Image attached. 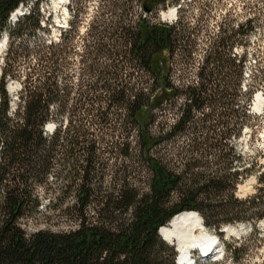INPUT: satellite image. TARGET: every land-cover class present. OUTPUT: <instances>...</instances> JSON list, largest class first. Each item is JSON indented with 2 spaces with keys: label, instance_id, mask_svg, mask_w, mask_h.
Masks as SVG:
<instances>
[{
  "label": "trees",
  "instance_id": "1",
  "mask_svg": "<svg viewBox=\"0 0 264 264\" xmlns=\"http://www.w3.org/2000/svg\"><path fill=\"white\" fill-rule=\"evenodd\" d=\"M134 1L152 15L169 2L104 0L102 11L92 14L85 26L78 102L71 109L66 107L65 80L73 21L58 42L30 44L27 37L43 19L42 0H0V37L3 31L8 35L0 75V264H175V248L158 230L175 216L193 211L206 230L216 233L223 249L219 261L196 264H228V257L229 264H244L241 257L249 245L264 244L259 227L264 218V169L255 193L238 199L236 186L253 167L239 172L240 156L233 147L224 148L251 118L252 88L247 89L239 117L234 109L243 57L236 58L232 38L237 31L249 33L253 19L236 30L224 28L207 47L195 81L176 85L174 62H189L195 49L190 36L196 30L179 18L165 22L132 16ZM22 3L29 12L10 25V14ZM31 56L35 64L23 75L17 106L11 110L7 79L17 77L15 64L22 61L26 66ZM138 68L147 73L145 86L134 75ZM167 105L176 111L170 127L158 114L162 116ZM118 109L124 111L123 117L113 114ZM52 123L55 128L49 133L45 126ZM155 125L159 130L153 132ZM128 126L135 133L138 155L148 164V191H128L121 180L117 191L97 201L94 191L102 179L98 158L103 152L98 144L118 129L116 137L127 139ZM178 136H186L185 144L170 167L164 147ZM108 148L109 154L128 156L124 143ZM154 149H160L156 157ZM51 174L65 184L58 191L74 188L76 227L28 233L20 220L37 212L41 199L36 189L43 188ZM237 223H249V235L225 240L220 229Z\"/></svg>",
  "mask_w": 264,
  "mask_h": 264
},
{
  "label": "rangeland",
  "instance_id": "2",
  "mask_svg": "<svg viewBox=\"0 0 264 264\" xmlns=\"http://www.w3.org/2000/svg\"><path fill=\"white\" fill-rule=\"evenodd\" d=\"M34 1L32 0V2ZM105 3L104 0H42L39 10L43 15V19L36 31L27 37V41L30 44L35 42L48 43L50 39L53 42H57L61 32L64 30L63 27L69 28L70 21H73V31L71 30L72 32L68 34L71 52L66 69L67 79L65 80L69 90L66 102L67 108L72 109L76 105V102H78L76 101V97L78 84L80 83L79 80L82 78L81 71L83 65L80 58L84 50V44L86 43L83 39L86 23L92 14L102 11L101 7ZM175 8H177L176 15L170 17L164 16V14ZM26 9H29V7L20 6V13H25ZM179 10L181 12H178ZM130 14L132 16L143 15L153 21L165 22H175L179 18L182 21V25L196 30L190 36V39L195 44V49L190 56L189 62L186 64L174 62L172 80L176 85L195 81L197 68L202 64L207 54V47L210 43L218 40L224 28L236 30L238 26L246 23L248 18L253 19L252 30L249 33L246 34L245 29L237 31L236 35L232 38L234 41L233 52L236 54V58L243 57L241 85L237 93L239 110L237 106H234V109L237 110L236 116L239 117L240 110L246 102L247 89L252 88L254 93L248 106L251 118L242 127L239 136L228 146L224 147L226 150L233 147L235 153L240 156L239 160H237L236 170L241 172L242 169L253 167V172L247 178L242 179L236 186V197L238 199H245L253 195L260 186L258 178L264 169V0H169L165 7H158L156 9L155 15L148 13L139 2L134 1L131 3ZM12 23L11 20L10 25ZM2 33L4 35L5 32L3 31ZM0 46L1 73V67L3 66L2 57L8 45L6 42L4 46L1 44ZM34 64L35 59L32 56L28 59L26 66H23L22 61H18L15 64L17 77L7 79L6 89L11 100V110H14L17 106L23 75L29 70L28 66H33ZM236 70H233L234 74L237 73ZM134 75L135 77L138 76L137 78H140L142 83L144 82V86L146 85L147 73L143 69H136ZM257 95H261L263 100L261 109H257L255 106ZM179 103H181V99H177L175 104L178 105ZM174 105H167L163 110L162 116L158 112L159 120L165 127H170L175 121L176 111ZM220 111L225 112L226 110L220 109ZM112 112L118 115V117H123L124 115V111L121 109L113 110ZM208 112V108H205L204 114H208ZM54 127L55 125L52 124L51 128H46V131L51 133ZM95 129L96 127L93 126L92 130ZM158 130L157 125L151 129L153 132ZM126 131L129 134L127 139L120 138V136L119 138L116 137L119 135L118 129L113 133L115 136H106L98 144L99 149L103 152L98 158L99 173L102 179L101 186L94 191V199H98L97 201L117 191L119 189L118 184L123 183L121 180L128 184L126 187L128 191L130 188L138 192L148 191L150 178L148 164L138 155L134 131L129 126ZM185 140L186 136H178L164 147L165 152H167V155L165 154L168 160L167 164L170 167L175 163L177 150L184 146ZM226 142L228 143L227 140L224 143ZM111 143L118 146L122 143L126 144L128 146V156L123 158L119 157V155L107 153L106 151H109L108 147ZM159 150H152V155L154 157L158 156V154H154L158 153L156 151ZM56 177L55 174H51L47 184L43 188L36 189L41 199L37 212L20 220L21 227L28 233H34L39 230L62 232L76 227V217L72 210V206L75 203L74 188L70 187L66 190L58 191L64 182L60 183V180L57 179V181ZM249 225V223L227 224L221 228L220 232H223V229L229 226L231 234L224 232V239H238L249 235ZM261 228L264 230V224ZM203 231L214 236L216 234L212 230L207 231L204 229ZM234 232L237 234H234ZM257 244H250L247 252L242 255L241 261L244 264H256L264 260V244ZM174 246L176 247V245ZM221 248V245L214 248L217 251L214 253L213 259H211L212 255L208 258H201L197 250H192L190 257L192 260L198 262L206 260L219 261L221 258ZM225 261L229 264V257Z\"/></svg>",
  "mask_w": 264,
  "mask_h": 264
},
{
  "label": "bare ground",
  "instance_id": "3",
  "mask_svg": "<svg viewBox=\"0 0 264 264\" xmlns=\"http://www.w3.org/2000/svg\"><path fill=\"white\" fill-rule=\"evenodd\" d=\"M19 11L20 9L12 15L17 16ZM175 14V9H172L164 16L170 17ZM10 88L12 89V87ZM262 105L261 95H257L255 106L257 109H261ZM51 125L48 128H51ZM203 230L201 218L196 212H184L175 216L167 226L160 228L159 233L166 242L176 245V250L179 254L177 256L178 264H186L188 258L192 259L189 257L192 250L207 252L214 246L216 237Z\"/></svg>",
  "mask_w": 264,
  "mask_h": 264
},
{
  "label": "water",
  "instance_id": "4",
  "mask_svg": "<svg viewBox=\"0 0 264 264\" xmlns=\"http://www.w3.org/2000/svg\"><path fill=\"white\" fill-rule=\"evenodd\" d=\"M201 221H202V220H201ZM159 230H160V229H159ZM159 230H158V235H160Z\"/></svg>",
  "mask_w": 264,
  "mask_h": 264
}]
</instances>
